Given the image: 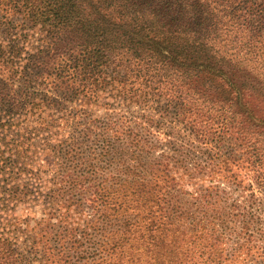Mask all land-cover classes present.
<instances>
[{"label": "trees", "instance_id": "obj_1", "mask_svg": "<svg viewBox=\"0 0 264 264\" xmlns=\"http://www.w3.org/2000/svg\"><path fill=\"white\" fill-rule=\"evenodd\" d=\"M0 9L10 16L0 23V264H184L179 166L141 169L142 121L153 127L154 117L137 122L115 106L156 96L162 114L165 100L192 130L220 124L264 166V0H0ZM28 28L39 43L27 45ZM21 206L44 215L20 222ZM217 246L206 244V261L219 259Z\"/></svg>", "mask_w": 264, "mask_h": 264}, {"label": "rangeland", "instance_id": "obj_2", "mask_svg": "<svg viewBox=\"0 0 264 264\" xmlns=\"http://www.w3.org/2000/svg\"><path fill=\"white\" fill-rule=\"evenodd\" d=\"M5 18L10 16L0 9V23ZM27 31V45L37 43L36 40L40 42L43 34L37 28ZM157 99L153 96L147 106L133 103L128 107L130 104L125 101L115 107L117 112L129 118L136 115L137 122L140 114L154 117L156 126L153 123V127L141 120L142 130L149 140L145 141L149 151L142 157L143 167L139 161L141 169L156 167L161 162L179 166L174 172L176 189H172V194L174 190L179 194L174 210L186 218V239L188 235L190 239L184 244L186 253L176 254L175 258L182 257L184 264L206 261L207 255L202 252L213 239L221 252L219 259L200 264H263L264 166L254 164L252 150L233 141L220 124L203 119L192 130L188 121L179 116L176 107L168 106L165 100L161 101L168 111L163 114L158 111L161 102ZM137 150L139 154V147ZM180 166H186V175L184 167ZM95 202L93 196L86 202L89 215ZM18 214L20 222L27 215L37 218L44 215L39 206H21ZM213 228L214 232H205Z\"/></svg>", "mask_w": 264, "mask_h": 264}]
</instances>
